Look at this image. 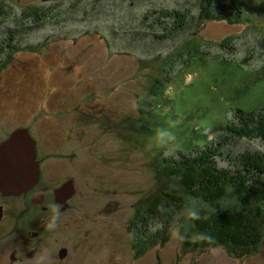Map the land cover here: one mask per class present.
I'll return each mask as SVG.
<instances>
[{"label":"rangeland","instance_id":"obj_1","mask_svg":"<svg viewBox=\"0 0 264 264\" xmlns=\"http://www.w3.org/2000/svg\"><path fill=\"white\" fill-rule=\"evenodd\" d=\"M58 1L0 0V41L15 40L8 43L12 60L0 58V80L18 84L23 62L48 56L39 61L50 64L49 72L35 69L31 90L23 91L28 95L20 93L8 106L38 111L39 123L16 130L37 138L41 155L52 152L45 145L51 129L56 149L67 156L53 172L71 180L75 191L62 214L64 222L71 220L65 238L81 237L92 259L104 264L112 253L117 260L110 264H264V241L244 257L220 245L191 250L181 217L168 225L164 210L149 209L156 195L177 188L160 159L182 148L173 138L161 143L158 135L181 140L187 132L193 143L215 141L228 123H240L241 112L258 116L254 122L263 127L264 0L246 1L244 22L210 19L189 32L199 0ZM55 5L43 19L30 10ZM174 10L185 13L188 30L163 35L165 25H175L165 16ZM175 52L183 61L163 71L162 59ZM157 54L162 59L152 60ZM156 85L161 94L152 98ZM234 144L238 151L264 153L259 137Z\"/></svg>","mask_w":264,"mask_h":264},{"label":"trees","instance_id":"obj_2","mask_svg":"<svg viewBox=\"0 0 264 264\" xmlns=\"http://www.w3.org/2000/svg\"><path fill=\"white\" fill-rule=\"evenodd\" d=\"M246 1L199 0V15L188 23L195 24L189 30L185 28L187 18L183 11H167L165 16L174 18L175 25H165L163 35H173L180 28L185 29L184 32L196 26L201 28L210 19L244 22ZM175 53V58L163 60L157 54L152 60L162 59L160 66L167 69L183 61L178 52ZM150 89L152 98L161 94L159 85ZM239 117L240 123H228L215 141L206 138L193 143L190 139L194 137L187 132H183L181 140H176L169 132L165 137L158 135L161 143L173 138L182 148L177 151L179 154L160 159V166L177 188L165 189L156 195L149 209L154 214H162L160 210H164L168 216L162 217L168 225L181 217L187 225L185 245L191 250L220 245L231 254L244 257L259 250L264 241V153L238 151L234 144L237 139L254 137H259L264 144V125L255 124L258 116L247 112H241ZM173 225H176L174 221ZM158 239L164 240L163 235ZM158 239L149 242L154 244Z\"/></svg>","mask_w":264,"mask_h":264},{"label":"flooded vegetation","instance_id":"obj_3","mask_svg":"<svg viewBox=\"0 0 264 264\" xmlns=\"http://www.w3.org/2000/svg\"><path fill=\"white\" fill-rule=\"evenodd\" d=\"M41 1L47 0H39V2ZM57 8V5L49 8L37 6L30 10L43 19L49 13H54ZM20 19H22L21 16ZM10 28L8 36L13 32V29ZM6 30L8 29L6 28ZM5 33L7 32L5 31ZM14 41L7 38L0 41V58H4L3 61L12 60L11 52L13 50L8 43ZM48 54L49 57H53L50 56L49 50ZM46 57L48 56H39V59H36L39 64L23 62L24 64L20 66L24 78L19 80L18 84H12L13 80L10 81L8 77L0 80V143L16 129L23 127L31 129V125L39 123L37 110L31 109V113H25L22 109H16L15 105L9 107L8 102L13 97L18 99L20 93L28 95L32 86L29 77L35 69H48L49 72L50 64L43 65L39 61ZM26 89L29 90L23 93ZM48 130L46 131L45 145L52 152L43 150L44 155H41L36 138L38 153L36 160L40 168L38 181L20 194L9 195L0 189V264H104L103 260L92 259L93 254L84 247L81 237L78 241L73 242L71 238L66 239L64 236L63 230L71 231V224H68L71 220L64 222L62 214L71 207L75 191L73 186H70L71 180L67 177L54 175L62 170L60 167L64 165L63 160L67 156L65 152H59L61 147L56 149L54 137L49 133L51 129ZM83 222L84 220L80 223ZM74 223L76 224L72 230L79 224V221L75 219ZM50 224L51 227H49ZM84 234L87 236L88 232L85 231ZM78 243L80 247H78ZM114 260L117 259L112 253V256L105 262L110 264Z\"/></svg>","mask_w":264,"mask_h":264},{"label":"water","instance_id":"obj_4","mask_svg":"<svg viewBox=\"0 0 264 264\" xmlns=\"http://www.w3.org/2000/svg\"><path fill=\"white\" fill-rule=\"evenodd\" d=\"M35 140L19 129L0 143V189L9 195L27 191L40 177Z\"/></svg>","mask_w":264,"mask_h":264},{"label":"clouds","instance_id":"obj_5","mask_svg":"<svg viewBox=\"0 0 264 264\" xmlns=\"http://www.w3.org/2000/svg\"><path fill=\"white\" fill-rule=\"evenodd\" d=\"M195 216V214H193ZM52 225L50 224L49 227H51ZM173 235H176V233L174 232Z\"/></svg>","mask_w":264,"mask_h":264}]
</instances>
